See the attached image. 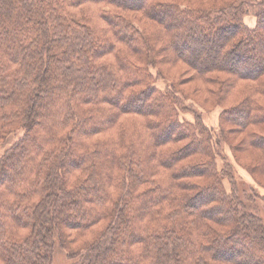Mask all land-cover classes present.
Here are the masks:
<instances>
[{
    "label": "trees",
    "instance_id": "obj_1",
    "mask_svg": "<svg viewBox=\"0 0 264 264\" xmlns=\"http://www.w3.org/2000/svg\"><path fill=\"white\" fill-rule=\"evenodd\" d=\"M243 7L0 0V141L22 133L0 155V264H52L57 246L79 264H211L207 253L215 264H264L263 196L241 189L230 162L218 171L210 130L181 120L146 70L154 47L159 76L162 65L185 64L225 98L248 86L224 108L220 131L264 188V58L248 52L264 30L243 23ZM229 125L245 135L241 149ZM154 215L164 217L156 228ZM224 242L249 247L229 254Z\"/></svg>",
    "mask_w": 264,
    "mask_h": 264
},
{
    "label": "rangeland",
    "instance_id": "obj_2",
    "mask_svg": "<svg viewBox=\"0 0 264 264\" xmlns=\"http://www.w3.org/2000/svg\"><path fill=\"white\" fill-rule=\"evenodd\" d=\"M171 1L179 5H183L185 7H190L192 9H195V7H200L202 5L206 7H213V6L217 7V6L224 4V2H227L230 0H164V2L166 3H169ZM242 1L243 2L245 1L246 4L249 5V7H247L246 9L245 7H243V10L245 12L241 9V12H242L241 17H242L243 23L249 29L257 28L260 25L262 30H264V0H242ZM217 43L218 41L213 43V45L211 46L213 47L212 48L213 50L217 48ZM185 44H187L188 46L187 53H190L189 51H191L194 48V46L188 41V39L185 41ZM248 50H249L248 52H249L250 60L254 61L258 57H260V54H262V57L264 58V44L262 42L256 41L254 45H251L249 47ZM151 51L154 52V55L153 53L152 54L150 53L149 60H146V65L148 63V66H146L147 67L146 70L147 72H150L152 76L154 75V78H153L154 80L152 82L153 86L156 87L162 94H167V95L169 93L172 94L173 100L175 99L174 103L176 100L178 101L177 104H174V103H171V104L174 105V108L176 112L179 114V117L181 120H186L188 122L195 123L198 119L203 126H205L206 128L210 130L211 134L213 135V146L217 154L215 161L218 164L217 166L218 171L222 172L225 164L227 162H230L234 168L235 173L237 174V177L241 181V186H240L241 189H245L246 187L249 186L248 184H252L257 188V191L262 195V192H264L262 189L264 188H261L260 186H258L251 179V176L249 172L247 171V169L240 166L236 162L234 155L231 151L232 149L231 145L223 141L221 137V131H220L221 120H222L221 116H222V113L224 112V108H227L228 111L231 110V107H233V103H230L231 100L237 101V99L240 98L237 96H239L241 94V91H243L248 86H246L245 88L243 86L235 87L233 91L231 92L232 94L229 97L225 98L223 96V93L219 91L220 88L216 81H212V83H207V84H205V81H204V85H202L200 82L201 80L198 81L197 78L194 79L193 73L191 72V70H189V67L186 66L185 64H179L177 65V67L176 66L170 67L169 65H162L161 69H159V71H161V74L159 76L157 74L158 70L152 66L153 56H155L154 47L153 49H151ZM211 54L212 53L208 52L201 58L204 59L206 56L208 57ZM164 55H166L165 52H164ZM170 55H171V51L168 52L166 56L170 57ZM228 60L230 63V59ZM170 78L172 81L176 82L175 85L173 86L171 85L172 81L170 80ZM221 96L224 97L223 98L224 102L222 101L220 102ZM131 127L132 125L130 124V128ZM227 129L230 132L231 141H233V144L236 145L237 147L239 146L238 148L241 149V146H243L241 144H242V141L244 140L245 135L242 133L235 134V132H238L237 126L229 125L227 126ZM254 130L257 131L258 134L259 132H262L261 128L254 127ZM132 134L135 137V130H134V133L132 132ZM21 135L22 133L18 132V133H15L14 135L9 136V138L5 142L0 141V155L11 145V143L16 138H20ZM175 148L176 146H173V147L165 146L162 148V153L167 154V153H171L172 151L175 152ZM239 152H240L241 159L245 163L253 162V157L256 160V156L253 152H250L251 155L249 154L250 160H248V162H247L248 158H244L245 156L244 153L246 152H243L241 150ZM170 176H172V172L167 171L165 173V176L163 177V181H168L170 179L169 178ZM261 180L262 182H264L263 177H261ZM222 183L225 189L229 193H231L232 188H231V184L228 178L224 177ZM118 190L120 191L121 189L119 188ZM241 192H243V190H241ZM115 198H116L115 200H117L118 198L117 193L115 195ZM242 200L244 202L246 201V198H244L243 195H242ZM200 201H197L196 205L199 204ZM263 207H264V204H263ZM260 216L264 220V208L261 209ZM161 218H164V217L154 215L152 217L150 226L153 228L159 227L161 225V223L159 222V219ZM140 224L143 227L145 222L142 221ZM106 227L108 228L106 223L105 225L102 224L100 225V227L98 226L95 229V232H100L99 234H101ZM229 244L230 246L227 245V242H224L223 244L220 245L219 249L226 246V247H229L227 248L228 249L227 252L229 254H234L236 250L248 249L249 247L248 244L246 245L244 243H239L238 245H235L234 243L230 242ZM231 246H233L234 248L233 247L230 248ZM71 248H72L71 250H74L75 247H71ZM75 253L76 251L70 252L69 250H65L57 246L54 251L53 258H52V264H79L80 257L75 258V259L70 258L71 257L70 254L75 255ZM207 254H208L207 260L211 264H215L213 263L214 261L211 259L212 254L211 253H207Z\"/></svg>",
    "mask_w": 264,
    "mask_h": 264
},
{
    "label": "crops",
    "instance_id": "obj_3",
    "mask_svg": "<svg viewBox=\"0 0 264 264\" xmlns=\"http://www.w3.org/2000/svg\"><path fill=\"white\" fill-rule=\"evenodd\" d=\"M264 191V189H262ZM262 195L264 196V192H262Z\"/></svg>",
    "mask_w": 264,
    "mask_h": 264
},
{
    "label": "bare ground",
    "instance_id": "obj_4",
    "mask_svg": "<svg viewBox=\"0 0 264 264\" xmlns=\"http://www.w3.org/2000/svg\"><path fill=\"white\" fill-rule=\"evenodd\" d=\"M260 60H261V58L258 59V61H260Z\"/></svg>",
    "mask_w": 264,
    "mask_h": 264
}]
</instances>
